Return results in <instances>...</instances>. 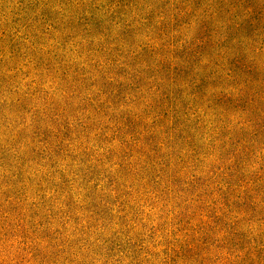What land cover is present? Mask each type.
<instances>
[{"label":"rangeland","instance_id":"obj_1","mask_svg":"<svg viewBox=\"0 0 264 264\" xmlns=\"http://www.w3.org/2000/svg\"><path fill=\"white\" fill-rule=\"evenodd\" d=\"M0 264H264V0H0Z\"/></svg>","mask_w":264,"mask_h":264}]
</instances>
